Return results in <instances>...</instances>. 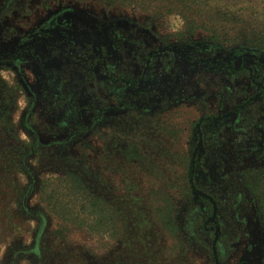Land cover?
Returning a JSON list of instances; mask_svg holds the SVG:
<instances>
[{
	"label": "rangeland",
	"instance_id": "374dc122",
	"mask_svg": "<svg viewBox=\"0 0 264 264\" xmlns=\"http://www.w3.org/2000/svg\"><path fill=\"white\" fill-rule=\"evenodd\" d=\"M110 1L0 0V264H264L247 188L264 186V95L242 67L264 57L249 43L264 36L263 10L229 8L237 24L205 11L208 29L219 24L215 42L207 29L180 36L178 16L148 20ZM72 19L69 36L60 26ZM164 46L177 54L149 57ZM183 48L197 63L225 62L188 64ZM149 59L154 89L141 79ZM225 114L194 158L197 124ZM67 172L119 208L118 235L51 211L42 188ZM192 185L216 200L219 236Z\"/></svg>",
	"mask_w": 264,
	"mask_h": 264
},
{
	"label": "trees",
	"instance_id": "16d2710c",
	"mask_svg": "<svg viewBox=\"0 0 264 264\" xmlns=\"http://www.w3.org/2000/svg\"><path fill=\"white\" fill-rule=\"evenodd\" d=\"M116 2H119L121 7L139 8L142 13L149 17L148 20L150 18L166 20L170 15L178 16L183 22L181 29L178 31L180 36L191 34L198 29H207L208 31H206L210 35L209 41L215 42H218L220 38L219 28L217 27L219 24L213 23L212 28L208 29L207 24L203 22L206 16L205 11L210 13V18L222 17L225 21L227 20V23H231L230 18L233 19V23L237 24L241 19V13L237 12L234 15L231 12L229 13L228 9L237 7V5H241L240 8H242L246 7L245 5L256 4V6L253 5L257 7L255 13L263 10L259 16L264 17V0H111L110 4ZM149 25L151 26V24ZM262 25H264V22ZM261 32L264 34V28ZM254 39L249 43L264 49V36ZM234 43L238 42L235 41ZM256 174L259 177L262 173L257 171ZM255 181V184H247V188L252 192V200L257 207L260 222L264 226V197L260 196L263 194L262 179L259 178ZM58 189H63L65 193L63 199L57 198ZM42 192L46 193V202L49 208L51 207V211H55L64 224L81 227L82 225H88L89 228L97 232H104L113 236L119 234V208L111 205L103 197L90 193L80 175L67 172L61 177L58 184H52L50 192H46L44 187ZM164 218L165 225L172 232H175L176 222L170 220L169 215Z\"/></svg>",
	"mask_w": 264,
	"mask_h": 264
},
{
	"label": "flooded vegetation",
	"instance_id": "af4514ba",
	"mask_svg": "<svg viewBox=\"0 0 264 264\" xmlns=\"http://www.w3.org/2000/svg\"><path fill=\"white\" fill-rule=\"evenodd\" d=\"M62 24H64V25H61L60 28L61 29L64 28V31H66V33H68L69 36H70L71 32H75V30L77 31V29H78L76 27V24L74 23V19L68 20V21H66V23L63 22ZM182 51L186 55L185 59H186V62L188 64L200 66V63H201V65L204 66L205 64L217 65V63L225 62V60H223L221 58H217L214 62L206 60L207 58L206 59L202 58L203 61L201 60L202 62L200 61L199 63H197L198 60H200L201 58L195 59L194 52L192 51L191 48H189V49L183 48ZM168 52H172V53L177 54V50L173 49L172 46H164L162 48H159L155 52L150 53L149 57H151L153 55L168 53ZM184 53H182L181 55L184 56ZM259 57H260L259 60L252 59V63H253L252 66H247L245 64L242 66L244 69L246 68L248 70L251 83H253L255 85V87H258V89H259L258 90L259 94H258V96L255 97L256 99H258L259 97L261 98L264 95V68L261 66L259 67L260 63L264 61V57H263V55H259ZM149 62H150V59L147 61V66L145 67L144 73H143L142 78H141L142 80H145L147 83L149 81L147 78L148 68L150 67ZM226 63L229 64V62H227V61H226ZM230 63H233V59H232V61H230ZM119 81L120 82L122 81L124 83V85L126 87H128V89L136 90L140 93H147L148 91H150V90L144 89V88L139 87V86H134L128 80L119 79ZM148 84H150L151 88L154 89L155 85L152 82H149ZM248 101L249 100H246V103ZM242 107L243 106L241 105L238 108L242 109ZM229 117H230V114H225V115L219 116L218 121L217 120H209V121L206 120L207 124H206L205 120H200V122L197 124L196 132H195V136L197 139V147L194 151V158H196V157L201 158L200 155L202 154V151L205 149V146H204L205 132L209 131V134H211L213 132V128L214 129L217 128L218 127L217 125L222 124ZM203 121H205V124H206V126H204V127H203V123H204ZM193 188H195V187L193 186ZM194 190H195L194 194H196V196L204 194L205 197L207 196L209 198L208 200L211 202V205H212V216L211 217H212V221L215 225V229H216L215 235L219 236L220 224H219V220H218L216 200L210 194L205 193V191L200 192L201 190L199 191L196 188ZM261 229L264 232V226L262 224H261ZM214 246H215V243H214ZM214 249H215V247H214ZM214 252H216V251L214 250Z\"/></svg>",
	"mask_w": 264,
	"mask_h": 264
}]
</instances>
